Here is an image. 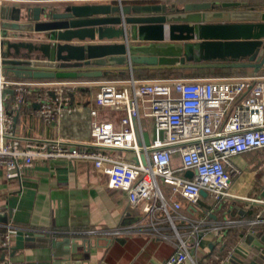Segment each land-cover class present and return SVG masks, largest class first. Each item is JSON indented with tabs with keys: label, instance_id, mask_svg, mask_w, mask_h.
Returning a JSON list of instances; mask_svg holds the SVG:
<instances>
[{
	"label": "built area",
	"instance_id": "2783aa9c",
	"mask_svg": "<svg viewBox=\"0 0 264 264\" xmlns=\"http://www.w3.org/2000/svg\"><path fill=\"white\" fill-rule=\"evenodd\" d=\"M7 1L27 0H0V6ZM113 1L120 4L122 0ZM128 75L124 80L92 82H14L0 77V91L13 90L11 112L5 113L0 103V170L13 178L34 160L90 161L107 177V188L124 193L146 223L141 228L89 230L82 235L114 240L143 233L171 243L173 253L157 264H198L202 242H221L232 228H243L245 235L260 239L264 198L239 196L232 189L234 176L227 169L232 157L264 149V76L137 80L132 73ZM80 85L89 86L95 108L68 126L56 123L60 115L53 107L52 88L57 87L54 92L62 95ZM32 93L37 116L56 124L55 136L47 141L30 140L20 148L15 141L14 114ZM99 110L122 116L113 122L100 120ZM144 119L153 122L152 140ZM144 132L149 137L147 146ZM104 150L119 151L122 156L116 158ZM127 152L136 163L124 159ZM175 155L177 167L173 166ZM187 172H192L191 178ZM161 185L169 189L168 195ZM201 192L211 207L201 218H194L202 211L198 205ZM177 197L186 202V214ZM232 200L259 208L252 219H233L222 213L224 204ZM214 211L222 217L210 220ZM19 231L49 234L6 225L0 227V239L8 245ZM234 254L233 250L224 255L213 253L211 263L230 264Z\"/></svg>",
	"mask_w": 264,
	"mask_h": 264
},
{
	"label": "water",
	"instance_id": "95a60500",
	"mask_svg": "<svg viewBox=\"0 0 264 264\" xmlns=\"http://www.w3.org/2000/svg\"><path fill=\"white\" fill-rule=\"evenodd\" d=\"M180 1L4 4L0 6V77L15 72L34 80H76L136 71L252 69L258 74L264 69V13L227 11L240 7L237 2L208 0L180 5ZM51 2L59 4V9ZM6 32L21 35L13 38ZM12 95L11 89L0 91L1 101ZM143 140L147 146V132ZM124 159L136 163L130 152ZM186 176L191 178L192 172ZM247 237L257 250L264 249V235L260 239ZM75 243L61 246L50 235L19 231L8 245L0 239V263L6 264L7 253L13 258L32 244L33 248L51 250L54 264H88L81 257L90 247L85 244L81 253ZM59 248L64 255H57Z\"/></svg>",
	"mask_w": 264,
	"mask_h": 264
},
{
	"label": "crops",
	"instance_id": "0c3cea01",
	"mask_svg": "<svg viewBox=\"0 0 264 264\" xmlns=\"http://www.w3.org/2000/svg\"><path fill=\"white\" fill-rule=\"evenodd\" d=\"M39 1L56 0H27L25 3L28 6L43 5V2ZM205 1L208 0H181L180 5L187 2ZM218 1L239 3L237 0ZM4 4L11 3L7 1ZM50 5H55V10L60 7L59 4L53 2ZM227 11L238 15L264 13L260 9L255 10L243 4L240 7L227 9ZM241 20L245 21L247 18L242 17ZM235 21H238L237 18ZM6 34L13 38L21 35L12 32H6ZM239 70H245L243 77L254 75L252 69ZM261 71L258 73L264 74ZM137 72L147 74L154 71ZM19 75L26 76L22 73L6 72L4 78L13 81L9 78ZM127 76L128 72L113 73L96 80H121ZM55 90L57 87L52 88L51 98L54 101V109L60 115L56 123L68 126L80 121L89 110L95 108L89 86L80 85L62 95L55 93ZM10 99V96L2 101L0 99L5 113L11 112ZM112 114L114 113L107 110H99L98 118L110 120L113 118ZM14 123L15 141L20 148L30 140L47 141L55 136L56 124L45 123L37 116L36 108L30 109L28 104L24 105L19 113L14 114ZM104 151L116 158L122 156L119 151ZM175 164L178 165L179 162L175 161ZM227 170L234 176L232 189L239 196L253 199L264 198V149L232 157ZM163 191L169 194L168 188L167 191L164 189ZM176 199L180 200L183 213L186 214V202L178 197ZM210 204L206 196L202 197L198 204L202 211L197 212L194 218H201L205 211L210 209ZM230 207L240 213L231 218H244L245 220L252 219L259 208L245 201L232 200L224 204L222 213L227 214ZM220 217L222 215L217 211L209 214L210 220ZM144 223L146 221L143 214L129 204L124 193L109 190L107 177L100 170H96L90 161L34 160L30 168L21 169L19 175L13 178H7L5 172L0 170V227L11 225L19 229L46 232L61 246L69 244L72 246L71 241L75 240L77 250L81 253L86 244L90 247V252L82 253L81 258L88 264H157L167 259L173 253L174 246L143 233H135L114 240L94 239L82 235L89 230H110L127 226L141 228ZM230 230L236 231L231 234ZM230 230L226 232L221 242L213 243L211 240L202 242L196 256L198 264H216L211 263V254L224 255L228 250H233L235 253L232 264H264V249L257 250L253 244L251 245V241H247L248 235H245V229L232 228ZM262 234L264 235V227H262ZM26 247L23 251L16 253L13 258H9L7 253L4 262L6 264H43L46 262L54 264L51 260V250L33 248L32 244ZM62 249L59 248L57 255L65 254ZM55 264L66 263L61 261Z\"/></svg>",
	"mask_w": 264,
	"mask_h": 264
},
{
	"label": "trees",
	"instance_id": "16d2710c",
	"mask_svg": "<svg viewBox=\"0 0 264 264\" xmlns=\"http://www.w3.org/2000/svg\"><path fill=\"white\" fill-rule=\"evenodd\" d=\"M239 3L244 6H250L255 10L264 11V0H237ZM226 63H233L232 61H225ZM236 63H244V62H236ZM262 70V69H261ZM260 70V71H261ZM264 72V69L261 71ZM245 74V70L239 69H200V70H169V71H158V72H149L145 74V72H133L132 75L137 80H156V79H208V78H227V77H243ZM123 78L121 80L127 79ZM13 81L18 82H52V81H99L96 79H84L79 78L76 80H34L29 76H17L14 78H9ZM13 98L11 97L10 102H12ZM35 96L34 94H30L27 96L21 106L18 108L17 113H19L23 106L28 104L29 108L32 109ZM11 104V103H10ZM236 230H230L229 233L233 234Z\"/></svg>",
	"mask_w": 264,
	"mask_h": 264
},
{
	"label": "rangeland",
	"instance_id": "374dc122",
	"mask_svg": "<svg viewBox=\"0 0 264 264\" xmlns=\"http://www.w3.org/2000/svg\"><path fill=\"white\" fill-rule=\"evenodd\" d=\"M259 75L264 76V74H259ZM182 79H184V78H182ZM185 79H187V78H185ZM208 79H215V78H208ZM121 116H122V114H112V117H113V118H111V119L108 120V121L113 122V121L116 120V118L121 117ZM144 124L146 125L145 130H147V131L149 132L150 139L152 140V139L154 138V126H153V122H152L151 119H147V120L144 119ZM174 159H175V161L179 162V160H178V156H177V155L174 156ZM175 161L173 162V166H174V167H177L179 164H178V165L175 164ZM161 186H162V188H163L165 191H167V188H166L165 186H163V185H161ZM232 209H234V208H233V207H230V208H229V211L226 212L228 216H230V217H231V216H232V217H236V215H240V213H238L237 210L234 209V210L232 211ZM246 239H247V241L250 240L249 237H246Z\"/></svg>",
	"mask_w": 264,
	"mask_h": 264
}]
</instances>
